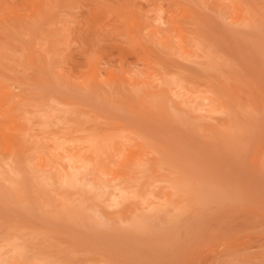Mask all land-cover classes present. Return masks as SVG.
Segmentation results:
<instances>
[{
  "label": "rangeland",
  "instance_id": "obj_1",
  "mask_svg": "<svg viewBox=\"0 0 264 264\" xmlns=\"http://www.w3.org/2000/svg\"><path fill=\"white\" fill-rule=\"evenodd\" d=\"M0 264H264V0H0Z\"/></svg>",
  "mask_w": 264,
  "mask_h": 264
},
{
  "label": "bare ground",
  "instance_id": "obj_2",
  "mask_svg": "<svg viewBox=\"0 0 264 264\" xmlns=\"http://www.w3.org/2000/svg\"><path fill=\"white\" fill-rule=\"evenodd\" d=\"M50 74V73H49ZM52 78V80H54L53 79V77H51ZM42 82H45V81H42ZM47 84V83H46ZM45 85V84H44ZM46 86V85H45ZM55 87H57L58 88V86H56V83H55V85H54ZM48 87V86H47ZM60 88V87H59ZM56 90V89H55ZM58 90V89H57ZM56 90V91H57ZM59 90H61L62 91V89L60 88ZM63 92V91H62ZM64 94H67V93H65V91L63 92ZM71 97H72V95H71ZM79 99H80V97H79ZM86 103H87V101H86ZM213 103H214V100L213 99H209V105H211V106H213ZM108 107H109V105H108ZM111 107V106H110ZM118 108V107H117ZM100 114H102V115H104V113H105V111H106V109H105V111L102 113V108L100 107ZM112 109V108H111ZM119 109H120V106H119ZM120 111V110H119ZM118 111V112H119ZM99 112V111H98ZM111 112V111H110ZM114 114V112L112 113V115ZM108 115V114H107ZM116 115V114H115ZM105 116H106V113H105ZM104 116V117H105ZM229 116H230V114H229ZM107 117V116H106ZM109 117H111V116H109ZM115 117V116H114ZM119 117H120V113H119ZM122 117V116H121ZM120 117V118H121ZM116 118V117H115ZM123 118V117H122ZM121 118V119H122ZM110 119V118H109ZM131 119H133V118H131L130 117V120ZM136 120H138V122L139 123H141V121H139V118L138 119H136ZM143 120V119H142ZM145 120V119H144ZM127 121V120H126ZM132 121V120H131ZM14 122V121H13ZM125 122V121H124ZM230 122V121H229ZM158 123V122H157ZM133 126H134V124H133ZM135 127V126H134ZM140 129H141V127H142V130H143V126H141V124H140ZM139 127H136V128H138L139 129ZM164 128H167V127H165L164 126ZM139 129V130H140ZM141 130V131H142ZM145 131V130H144ZM157 131V130H156ZM185 132V131H184ZM239 132V131H238ZM3 133V132H2ZM140 133V132H139ZM230 133V132H229ZM145 135V134H144ZM158 135V134H157ZM236 135V134H235ZM6 136V135H5ZM25 136H27V135H25ZM153 136V135H152ZM160 136V135H159ZM147 137V136H146ZM230 137H232V135H230ZM6 138V137H5ZM38 138V137H37ZM149 138H151V137H149ZM152 138H154V137H152ZM29 139H31L30 137H29ZM155 140H158V137H156V138H154ZM228 139V138H227ZM4 140H6V139H4ZM164 140V139H163ZM25 141V140H24ZM151 141V140H150ZM165 141V140H164ZM164 143V142H163ZM128 144V143H127ZM157 144V143H156ZM177 145V144H176ZM173 147V146H172ZM54 149L55 150H57V151H59L58 152V157L56 158V162L60 165V167H61V165H65V166H63V168L60 170L59 169V176L61 177V179H68V181H72L73 179H75L76 178V176H77V174H78V170L80 169V167L81 166H83V165H86L88 162L85 160V158H84V155H83V153H81V152H78L77 154H74V153H70V152H67V150H66V148L65 147H63V146H61V145H57V146H55L54 147ZM118 149V148H117ZM178 149H179V147H178ZM129 150V149H128ZM119 151H121V150H119ZM185 151V150H184ZM40 152H41V159H43V160H45L46 162H49L50 160H49V158H48V156H47V154H45V152H44V149H40ZM121 152H123V151H121ZM128 154V153H127ZM128 156V155H127ZM184 158V157H183ZM38 160H40V159H38ZM174 160V159H173ZM184 160H185V158H184ZM183 160V161H184ZM188 161V160H187ZM113 170L115 171V169L113 168ZM10 171V170H9ZM197 195H199L198 193H197ZM202 196V195H201ZM26 202V201H25ZM22 205V204H21ZM134 206V205H133ZM178 213V212H177ZM36 217V216H35ZM21 222V221H20ZM43 224V223H42ZM41 224V226H43ZM46 227V226H45ZM44 227V228H45ZM31 228V227H30ZM32 229V228H31ZM46 229V228H45ZM48 230H49V228H47ZM33 230V229H32ZM35 230V229H34ZM36 230H39V229H37L36 228ZM47 231V230H46ZM84 234H85V231H84ZM88 235V234H87ZM91 240V239H90ZM26 256V255H25Z\"/></svg>",
  "mask_w": 264,
  "mask_h": 264
}]
</instances>
